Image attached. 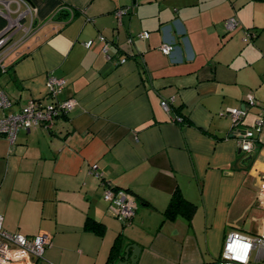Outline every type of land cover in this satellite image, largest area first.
I'll use <instances>...</instances> for the list:
<instances>
[{"label":"crops","instance_id":"0c3cea01","mask_svg":"<svg viewBox=\"0 0 264 264\" xmlns=\"http://www.w3.org/2000/svg\"><path fill=\"white\" fill-rule=\"evenodd\" d=\"M27 5L35 27L3 60L0 91L19 110L45 95L51 73L65 80L58 99L74 100L49 130H20L13 145L0 135V225L49 236L36 264L129 263L130 244L140 247L135 264H209L228 232L264 233V123L254 127L264 0H0V29ZM23 35L20 27L14 39ZM249 94L256 104L239 130L253 128L256 140L245 153L226 110ZM105 185L134 198L130 220L113 215ZM176 189L196 205L190 221H163ZM87 219L97 226L83 228Z\"/></svg>","mask_w":264,"mask_h":264},{"label":"built area","instance_id":"2783aa9c","mask_svg":"<svg viewBox=\"0 0 264 264\" xmlns=\"http://www.w3.org/2000/svg\"><path fill=\"white\" fill-rule=\"evenodd\" d=\"M27 7L30 16H32V9H30L28 5ZM123 12L122 10L121 13ZM225 24L226 27L230 29L235 26L236 22L234 18H229L225 21ZM5 27L0 29V33H4L0 37V46H2L11 35V33H7L8 31ZM34 27V18H31L30 28L34 29ZM25 36L26 32H24V35L19 38V40L21 41ZM140 36L147 37L148 33L143 31L140 33ZM253 36V33L246 32L244 40ZM99 39L103 42L102 51L108 54V43L101 35ZM91 43L92 41L89 40L85 42L84 45L89 47ZM10 47L11 46H8L2 50L0 48V62L2 56L4 58L5 55L9 53L6 50ZM173 49L174 47L171 43H165L160 46V50L167 55L170 54ZM119 61L124 62L125 59L123 58ZM64 84L65 80L63 78L48 73L45 81V95L41 98H31L27 100V102L16 111L10 110V98L3 91H0V135L4 136L9 143L13 145L16 135L20 130H29L35 127H42L47 130L51 129L55 119L59 115L69 111L74 103V100L71 98L58 99V95ZM255 104L253 97L249 94L240 107H232L226 110L232 120L231 131L233 129L235 130L239 151L245 153H249L254 148L256 138L253 128L251 127H244L242 130H239L240 121L245 116L247 108ZM161 105L165 109L170 110L168 100H162ZM263 123L264 107L260 108L254 122V127L259 129ZM90 171L95 177L101 178L102 175L101 172L97 170V164H92ZM103 198L107 202L115 205L113 215L120 221L126 222L134 216L137 205L134 198L129 195L126 190L115 189L105 185ZM258 201L264 205V181L258 193ZM48 244H50L48 235L37 234L34 236H26L20 233H9L3 230L0 225V264H11L19 260L24 261L25 264H36V261L42 257L43 250ZM242 245H250L247 250L246 261L235 258L244 256L245 250ZM209 264H264V233L257 232L252 236H246L237 231L228 232L224 237L219 259Z\"/></svg>","mask_w":264,"mask_h":264},{"label":"trees","instance_id":"16d2710c","mask_svg":"<svg viewBox=\"0 0 264 264\" xmlns=\"http://www.w3.org/2000/svg\"><path fill=\"white\" fill-rule=\"evenodd\" d=\"M1 71V69H0ZM171 112L174 114L176 110L172 108ZM177 114V113H176ZM182 120V118L180 119ZM196 205L191 201L184 198L182 193L179 189L174 190L172 195L170 196V200L166 209L163 212V221L164 220H172L176 215H180L184 217L187 221H190L194 212H195ZM95 224H93L89 219L85 221L84 227L86 229L95 228ZM115 245H113L114 251Z\"/></svg>","mask_w":264,"mask_h":264},{"label":"rangeland","instance_id":"374dc122","mask_svg":"<svg viewBox=\"0 0 264 264\" xmlns=\"http://www.w3.org/2000/svg\"><path fill=\"white\" fill-rule=\"evenodd\" d=\"M23 15L25 16V18H26V16H29V17H28L29 20H28V21H25V18L23 17ZM31 18H33V15L30 16V13H29L28 10L26 9L25 11H21V12L19 13V15L17 16V18L14 19V22L12 21V23L6 25L5 28L9 29L7 33H11L13 36H12V39H11L9 42H7V43L4 44V46L1 48V50L4 49V48H6V47H8V46H11V47L8 48L6 51L9 52V54L13 52V50H11V49L14 48L13 46H15V45L17 44L16 42L20 41L19 39H17V37H20V34H17V37L15 36V38L17 39V41H16V39H14V34H15V32H16L17 30L20 29V27H21L22 30H24V32H26V36H25V37H28V36L32 33V31H33L34 29H31V28H30V21H31ZM15 50H16V49H14V51H15ZM7 55H8V54H6L5 56H7ZM1 60H4V59H3V56H2V59H1ZM263 214H264V213H263V211H262L261 216H262ZM259 218H260V216H259ZM239 233H240V234H243V235H246V236H247V235L252 236V235L246 233L245 231H241V230L239 231Z\"/></svg>","mask_w":264,"mask_h":264},{"label":"water","instance_id":"95a60500","mask_svg":"<svg viewBox=\"0 0 264 264\" xmlns=\"http://www.w3.org/2000/svg\"><path fill=\"white\" fill-rule=\"evenodd\" d=\"M9 29H7V31H8ZM6 31V32H7ZM4 33H0V37L3 35ZM12 34L7 38V40H6V42L5 43H7V42H9L11 39H12ZM23 42V41H22ZM22 42H18L15 46H14V48L12 49L13 51H14V49H16ZM4 43V44H5ZM4 44L2 45V46H0V48H2L3 46H4ZM8 55H9V53H8ZM7 55V56H8ZM7 56H5L3 59H5ZM3 67V60H1V62H0V68H2ZM241 127H239V129H240ZM229 136H231V137H235L236 135H235V130L233 129L232 131H231V133L229 134ZM246 160H250V156L249 157H247V159ZM244 230H247V225L246 226H244ZM129 248H131L132 249V252H131V255L128 257L129 258V260H130V262L128 263L127 262V255H125L124 256V259H125V261L124 262H119V264H135V262L137 261V258H138V256H139V251H140V247H138L137 245H135V244H130V245H128V246H126L125 247V249H124V252L125 253H127L128 252V249Z\"/></svg>","mask_w":264,"mask_h":264},{"label":"clouds","instance_id":"9594fccd","mask_svg":"<svg viewBox=\"0 0 264 264\" xmlns=\"http://www.w3.org/2000/svg\"><path fill=\"white\" fill-rule=\"evenodd\" d=\"M242 247L244 248L245 250V254L244 256H240V257H235L236 259H240L242 261H246V258H247V250L249 249L250 245H242Z\"/></svg>","mask_w":264,"mask_h":264}]
</instances>
